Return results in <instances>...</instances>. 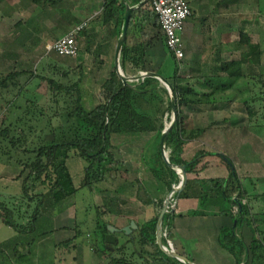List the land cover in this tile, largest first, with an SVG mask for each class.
Listing matches in <instances>:
<instances>
[{
	"label": "trees",
	"instance_id": "obj_1",
	"mask_svg": "<svg viewBox=\"0 0 264 264\" xmlns=\"http://www.w3.org/2000/svg\"><path fill=\"white\" fill-rule=\"evenodd\" d=\"M32 1L37 5L47 6L54 0ZM132 1L136 5L142 0ZM224 1L227 4H238L241 0ZM258 5L260 6L259 11L264 14V0H259ZM144 6L133 13L130 25L133 24L136 13L143 14ZM126 8V0H104L102 22L104 25L113 23L116 36L120 35ZM202 21L205 23V19ZM239 44L240 47L246 45V50L241 51L240 58L222 62L220 70L226 73L227 77L217 76L204 82L203 86L207 85L210 89L207 93H200L196 87L197 83L193 84L189 77L180 76V63L170 52L176 69L172 76L166 78L173 87L178 112L175 124L168 134L167 151L171 163L185 166L188 181L179 194V198L197 199L198 207L191 213L206 215L211 205L217 206L222 213H228L233 219V224L221 227L218 236L219 245L235 257L236 264H264V229L256 224L254 218L255 214L264 213V210L260 208L257 213L254 212L249 192L239 175L234 160L224 152L204 149L196 152L190 159L182 157L187 143L204 131V129L196 128L191 130L188 137L184 136L182 106L200 103L205 97L210 98L211 95L227 89L234 79L248 75V72L244 70V65L249 64L250 71L257 65L262 67L264 53L262 44L253 42L249 32L245 30L240 31ZM145 55L146 43L143 40H137L134 43L126 41L120 57L123 72L128 75L132 71L137 75L141 71H147ZM24 74L25 70L11 71L0 78V86L4 90L11 91L14 97L20 95L25 101V106L16 105L12 111L14 113H10L12 116L8 114L9 116L6 115L3 118L0 126V144L3 141L9 142L12 149L20 153L17 161L22 166L20 176L24 175L22 185L24 195L29 199L35 196H41V198L32 219L30 218L31 220L26 223L16 221L14 209L0 203L2 221L19 233L34 231L37 220L42 210L48 208L50 199L55 203L75 198L77 200L81 189L96 193L98 192L97 184L105 181L108 174L111 175L124 167V163L116 159L114 154L116 148L113 143L114 135L122 138V141H133L142 133L154 132L153 141L145 150L144 160L157 182L154 185V191H151L153 188H150L147 182L139 181L140 186L136 196L145 205L153 203L158 210L154 216L141 224L135 220L138 228L129 237V241L134 244L133 254H138L143 262L131 261L132 259L125 252V243L121 245L118 241L116 245H113L105 240L106 234L109 233L108 226L114 225L111 220H106L105 216L108 214L121 216L124 213H131V210L126 208L129 202L118 191L112 195L102 196L101 206L94 204L93 207L89 206L90 209L85 207L96 212L93 230L95 239L92 245L95 251H102L108 255L109 264H185L160 249L156 236L158 216L165 200V197H159V194L171 192L174 186L181 181L180 174L168 166L161 153L160 140L166 127L165 118H171L173 113L170 93L166 86L158 78L151 76L124 85L114 69L110 77L101 85L100 96L103 101L92 109H88L85 107L81 89L82 78L71 84H65L44 74L33 73L28 74L24 81ZM35 80H38V83L32 84ZM40 80L48 83L54 102L52 108H55L52 114L45 119L46 122L42 119V117L45 118L42 112L43 105L38 106L37 101L33 99V97L40 96L36 92ZM59 94L65 95L64 101L68 99L73 107L70 111L66 110L64 114L59 112L61 101ZM10 99L8 103L15 104L17 98L16 100ZM250 102L251 100L245 101L249 119L254 113ZM21 110L23 111L18 113ZM56 118H60L58 124H54ZM61 118L64 120L62 121ZM0 146L1 149L3 146ZM211 155L221 157L226 163L229 171L227 177L200 178L197 176L206 168V163L199 165L206 156ZM72 157H79L84 165L83 176L78 187L67 165V160ZM194 174L196 176L193 177ZM37 187H41L42 191L32 193ZM31 194L34 196L32 197ZM175 196L177 197V193ZM260 196L264 198V193ZM83 199L86 198L83 197ZM175 216L176 211H168L161 224L162 241L165 246H169L168 239L173 236L172 227ZM81 222L87 221L85 219L80 222L76 221L75 237L82 233ZM245 224L249 225L254 232L253 240L249 244L242 235ZM165 230L168 232L167 237L163 235ZM72 240H67L62 244L68 245ZM99 242H103V247H100ZM5 245L0 244L2 258L6 254ZM149 246L152 250L148 248ZM117 252H121L120 255L117 256ZM16 253H18L17 250Z\"/></svg>",
	"mask_w": 264,
	"mask_h": 264
},
{
	"label": "rangeland",
	"instance_id": "obj_2",
	"mask_svg": "<svg viewBox=\"0 0 264 264\" xmlns=\"http://www.w3.org/2000/svg\"><path fill=\"white\" fill-rule=\"evenodd\" d=\"M194 2L195 0H189V3L191 5V8L193 10L194 8ZM259 0H251V2H247V5L250 7L245 8L244 2L240 4L239 7H237L236 10V17L234 18V26H235V34H233L235 41L237 43V48L239 47L238 51H236L237 57H240V53L242 50H246L247 46L243 45L240 47L239 39H240V31L241 30H249L252 41L254 42H260L264 48V14L259 11L260 6L258 5ZM129 3V2H128ZM51 7H47L51 12L53 11V7L55 6L54 3H51ZM238 6V4H237ZM99 9L97 10V13L92 16L93 22V28L86 29L85 33H81L79 38V43L83 45L86 49L89 50L88 56L85 58L84 56H77V57H61L56 55L54 52L49 51L47 46L52 43L56 39V35L60 32L59 29H57V24L54 22L53 17L50 14L47 18L49 19L47 24V39L44 41H38V42H32L28 44L29 47H24L21 45L19 41L16 39V27H14L13 22H10L9 24L6 22L8 21L5 13H8V8L6 6V3L3 4V8L0 9V78H3L6 74H8L11 71L19 72L21 70H25V74L23 77V80L25 81L28 77V74H44L47 77H52L60 82H63L65 84H71L75 81H77L79 78H82V83L86 81L87 77L95 76L97 77V80L88 82L87 86L95 90H91L90 94L94 95L92 93H95L97 102L103 101V98L100 96V84L103 82V79L105 75L109 73L107 71V66L105 67L104 64H101L100 57L98 56V53H100V49L102 47L101 44H105L104 40H106V36L110 34V25H104L102 22V5H99ZM136 12V11H135ZM10 14V13H8ZM193 14V13H192ZM149 12L144 11L143 14L136 13L134 16V19L132 21L133 25L132 28H135L136 33L139 32V34H130V37L128 36V42L134 43L139 38H142L144 40V32L143 29L146 28V22L149 18ZM14 21L16 20V17L13 18ZM47 19V20H48ZM203 19H197L190 17L187 20V26L186 30H184L183 33V39L186 44V55L187 57L183 60V62L180 64V76L181 77H188V74H191L189 78L192 80V83H197L198 75L197 71H195L196 68L191 67L192 69H189L186 67L187 60L189 58L190 53H192V50L197 48L199 46H204L206 44H210L212 41H217L220 39L219 32L221 30V22L220 18L216 16V20L209 18V20H206L207 23L202 21ZM230 21V20H229ZM228 21V22H229ZM151 23V22H150ZM212 23V24H211ZM154 26H158L157 24L151 23ZM219 24V25H218ZM69 25H62V30H64L65 27L66 31L69 29ZM226 26V25H225ZM246 27V28H244ZM201 30L200 33V29ZM212 29V35L210 36L208 33H206L207 29ZM218 28V29H217ZM244 28V29H243ZM89 34H86L89 32ZM190 33L192 34V39L188 41V38L190 39ZM208 34V35H207ZM207 35V39H205V36ZM209 36V37H208ZM155 37V36H154ZM159 37L156 35V38ZM219 38V39H218ZM117 41V38H114V42ZM26 45V44H25ZM213 49L207 50L208 52H211ZM80 55V53H79ZM86 60H85V59ZM102 58V57H101ZM263 65H257L252 67V70L250 71V65H246V72H248L249 78H247L248 81V91L246 93L242 94L240 91L237 94L238 99V116L241 117H248L249 114L247 111V105L245 104L243 98H247L246 100H251L250 104L254 110L252 118L249 119V123L253 125L254 128V137L252 140V151L250 153V150H247V159L250 160L247 162L242 159L235 156L236 154L238 156H241L244 158L243 151L240 149L237 150L239 153H235V149L237 147L238 142L241 140L242 135H246L244 133V130L237 129L236 131H233L234 133H237V137L228 139L225 136H223V140L227 144H223L221 138H217L214 140V144L205 145L203 143L198 145H194V149H198L199 147H206L209 148V150L218 151V152H224L228 154L232 159H236L235 161L241 162L237 164L239 173L242 176L245 177H251L253 179H258L259 177L264 175V55H263ZM83 61L82 63H80ZM87 62V63H85ZM85 63V64H83ZM176 69L175 61L172 58L170 54L167 55L165 64L160 70V73L164 77H170L174 74V71ZM92 71H94V74L92 75ZM250 71V72H249ZM88 75V76H87ZM135 74L130 71V73L127 76H134ZM195 78V80H194ZM262 79V80H260ZM23 81V83H24ZM21 83V84H23ZM38 83V80L33 81L32 84ZM163 84V83H162ZM164 85V84H163ZM165 86V85H164ZM244 89L245 87L242 86ZM84 89V95H86L87 91H89L86 88ZM82 89V91H83ZM250 89V90H249ZM241 90V89H239ZM37 93L40 94L38 97H33L35 101H37V105H43L42 112L45 118L44 122H46L47 116L52 114V111L55 110L54 102L52 101V94L49 90V85L47 82H44L40 80L39 87L36 90ZM98 95V96H97ZM30 96V95H27ZM63 94H59L58 97L61 98L60 106H59V112L64 114L65 111L71 110L72 104L71 102L66 99L64 101ZM246 96V97H245ZM12 99L17 98L15 101V104H9L8 101ZM90 97L88 94L86 95V99L88 101ZM93 100V99H92ZM13 102V101H12ZM43 103V104H42ZM21 104V106H25L24 99L19 95L17 97H14L13 93L8 92L7 90H4L0 86V126L3 118L6 115H11L12 112L16 107V105ZM246 106V107H245ZM87 107V106H86ZM23 110L19 111L18 113L22 112ZM8 115V116H9ZM12 116V115H11ZM211 116H214L213 114ZM182 117L184 120V136L188 137L191 132V127L196 128L198 124L202 123L203 118L201 117V114H198L197 111L191 109H187V107L184 105L182 106ZM173 118V113L171 115V118H165V126L167 127ZM11 119V118H10ZM63 121L64 119L61 118ZM34 121V120H33ZM199 121V122H198ZM39 122V121H36ZM60 122V118L54 119V124H58ZM215 123L220 124L221 122L215 121ZM214 123V125H215ZM43 127V125H42ZM215 129V126H213L212 130ZM220 133V132H219ZM18 134V133H16ZM149 133H145L143 137H141V140H137L134 142L129 140H124L119 138L117 135H114L113 137V143L115 144L116 148L114 150V153L116 156V159L125 158V160L128 163V166L122 167V169H119L118 171L113 172V175H110L109 185L116 187L120 184L121 181L126 180L125 182L127 185V192L131 194V197L137 198V190L140 186L139 181H144L140 179L139 177L135 176V170L134 166L138 165L140 168V171L144 173V177H147V179H153V174L149 169H147L146 164L140 156V148H142V144L144 143V139H147L149 137ZM201 137V136H200ZM143 138V139H142ZM1 141V140H0ZM251 141V140H250ZM33 142V141H32ZM31 142V145H32ZM207 143V142H204ZM3 147L0 149V164L3 166H0V168L3 169L5 176L0 177V196L2 194H5L7 192H12L14 195L13 197V203L15 205V219L18 222L26 223L29 220L32 219V215L35 213V210L39 204V200L41 196H34L35 193H38L41 190V187L35 188L34 192L32 191L31 196L33 198L29 199L28 196H25L22 190H17L15 186H17V183L15 179L11 178V175L13 173L20 172L22 166L18 163L17 159L20 157V153L12 149L9 142H4L2 144ZM1 147V146H0ZM22 147V146H21ZM23 149V148H22ZM131 149V150H130ZM148 147H146V150ZM193 151H190L191 154H194ZM250 149V148H249ZM4 151L9 154H4ZM167 155H168V151ZM19 153V154H18ZM190 154V155H191ZM24 156V155H22ZM192 156V155H191ZM11 157V158H10ZM75 158V157H72ZM79 158V157H76ZM134 158V159H130ZM210 160H217L218 162H222L221 157H217V155H211L209 156ZM134 160L135 164L132 166V161ZM205 160V159H204ZM82 161V160H81ZM74 162V161H73ZM207 162H202L199 166ZM209 163V162H208ZM80 168L83 166V170L78 171L77 165L71 166L72 170L75 173V181L77 187L79 186V183L81 182L83 172H84V165L82 162L79 161ZM126 168V169H125ZM217 167H211L207 170H205L202 174V177L206 178L212 175H221L222 171H225L227 173V168L224 164V169H216ZM222 170V171H221ZM215 171H217L219 174H214ZM82 172V173H81ZM135 176V177H134ZM128 180V181H127ZM106 184V183H105ZM156 184V183H155ZM114 189V188H113ZM80 193L77 195V214L75 217H72V224L70 225L69 221L67 225L70 227L62 229V231L55 234V236H62L64 238L62 241H66V239L74 236L75 232V224L76 221L80 222V220H86L87 222H81L80 229L82 233L75 237L72 240V244L65 245V244H58L59 241H57L56 247L50 243L51 237L48 240H44L41 242H38V239L34 242L35 238L39 237V229L40 226L37 224L35 225V230L26 234L22 235L20 238V234H17V230L11 226L0 224V244H3L4 241L10 239L11 242L7 245H5V252L4 260L1 259L0 256V264H109L108 255L102 251H95L93 244V241L95 239V236L93 235V230L95 228L94 223L96 220V212L94 210H89L90 207L94 204H98V206H101L102 203V197L98 194V192L91 193L88 189H81L79 191ZM170 194V192L166 195V197ZM83 195H87L86 199H83ZM101 197V198H100ZM131 198V199H132ZM88 199V200H87ZM166 199V198H165ZM76 200V198L74 199ZM87 200V201H86ZM176 201V196L173 195L171 197V202L174 204ZM73 202V201H72ZM89 202V204H88ZM73 204V203H72ZM74 205V204H73ZM126 208L130 210H137V207H133L132 201H129V203L126 204ZM89 207V209L85 208ZM12 208V207H11ZM190 213V212H189ZM31 216V217H30ZM87 216V217H86ZM189 217L187 219L180 218V215L175 216L173 220V224L175 225V219L178 218L180 220L178 227L182 228L181 233H185L187 235L186 227L187 225H191V221H194L195 218H191L193 215L188 214ZM138 218V215L136 216ZM31 218V219H30ZM40 218V216H39ZM37 220L38 223H41V221ZM84 218V219H83ZM144 215L141 214L139 216V220H143ZM114 222L118 224H122L124 221V218L121 216L113 217ZM183 222L185 223V226L183 225ZM193 227V226H192ZM204 229H208L209 232L213 230V227H210L209 223L205 224ZM204 229H200L204 230ZM192 231L194 232L195 229L192 228ZM200 231H197L200 233ZM91 234V235H90ZM132 233L126 234L125 232H117L116 236L118 238L119 243L122 245L125 243L126 245V251L128 256L132 259L131 261L135 263L143 262L140 259V256L138 254H133V242L129 241V237ZM49 235V234H48ZM66 235V236H65ZM191 235V234H190ZM24 237V238H23ZM98 238V237H97ZM211 238L210 234L208 236V240ZM24 240V242L27 243L28 246H30V249L32 250V253L30 255L26 254L25 256H21L19 253H13L11 251V248H9V245H15L18 241ZM61 239V238H60ZM170 242H172V238L169 239ZM190 242V240H189ZM29 243V244H28ZM33 243V244H32ZM193 244V242H191ZM25 245L26 247H28ZM100 247H103V242H99ZM170 246H172L170 244ZM170 246H167L168 248ZM173 247L175 248V245L173 244ZM36 248V252L40 254L39 259L38 257L34 256V249ZM150 250H152V247H148ZM121 252H117V256L120 255ZM38 254V255H39ZM134 255V256H133ZM191 259H197L195 255L190 256Z\"/></svg>",
	"mask_w": 264,
	"mask_h": 264
},
{
	"label": "crops",
	"instance_id": "obj_3",
	"mask_svg": "<svg viewBox=\"0 0 264 264\" xmlns=\"http://www.w3.org/2000/svg\"><path fill=\"white\" fill-rule=\"evenodd\" d=\"M242 2H244L243 4L245 8L250 7L247 5V2H251V0H241L238 3V6H237V3L227 4L225 3L224 0H195L194 2L195 6L192 10V13H193L191 16L192 18L205 19V22L207 23L206 20H209V18L216 20V16H217L220 18V21H222L220 24L222 28L220 31L218 30L219 32L218 35L220 39L218 38L219 40L217 41L211 40L210 44L199 46L198 49L197 48L193 49L192 53H190L189 55L187 63L185 64L187 68L190 67L189 69H192L191 67L193 66L194 68H196L195 71H197V75H198L196 87L200 93L210 92L209 91L210 89H208L207 85L206 87L203 86V83L206 82L208 79L215 78L217 76L225 77V78L227 77V74L220 70V66L222 62L231 61L233 59L240 58V57H237L236 55V51H238L239 47L237 48V43L234 42L235 38L233 37L234 36L233 34H235V31H234L235 26H234V23L232 22H234V18L236 17L237 7H239L240 4H242ZM5 3H6L7 8L9 9L8 13H10V14L5 13L7 17L9 16V18H7L8 21L6 22L8 24L10 22H13L14 27H16L17 41H19L21 45H23L24 47H29L27 45L32 42L44 41L45 39H47V34H48L47 24L50 19V18L48 19L47 17L50 14H52L51 15L53 17L52 20H54V22H56L58 26L57 29L60 30V32L56 35V39L62 36L63 34H65L66 32H68L76 24H79L89 18H90V21L88 23L87 28L88 29L93 28V22H91L92 16H94L97 13V10L99 9L98 8L99 5H102V10H103L104 0H54L52 3H54L55 6L53 7L52 12L51 10H49L50 9L49 7H51L50 6L51 4L47 6H40V5L33 3L32 0H0V9L3 8V4ZM126 3L131 6L134 5L132 0H126ZM142 6H144L145 8L144 11H148L150 15L146 22L147 23L146 28L143 29V32L145 35L143 41L146 43L145 60L147 62V71H154V72L160 73V70L165 64L166 57L168 54H170V51L165 45L164 37L160 30L158 20L153 14V12L149 9L147 2L143 4ZM140 8H138L137 10H139ZM15 17H16V20L14 21L13 18ZM150 22L151 23L155 22V24H157L158 26L156 27ZM63 24L67 26L68 24H71V25H69V29L66 31L67 27H65L64 30H62L61 26ZM208 24L209 23H207V25ZM132 25L129 26V30H128L129 37L132 31L134 32V34H139V32L136 33L134 27L133 28L131 27ZM86 29L84 30V32L83 31L82 32L85 33ZM202 29L203 28L199 30L200 33ZM212 29L208 28L206 31V33H208L210 36L212 35L211 33ZM185 30H186V27H185ZM245 31L250 32L249 30L248 31L245 30ZM89 33H90V30L86 34H89ZM80 35L78 36V44L80 48L79 56H82V57L84 56L86 58L88 56L89 50L83 47L81 43H79ZM156 35H158L159 37L156 38ZM190 35L191 36H190V39L188 38V41L192 39V34L190 33ZM207 35L205 36V39H207ZM115 37L117 38V41H118L119 36H116V33L114 32V25L112 23L110 24V34L106 36V40H104L105 44H101L102 47L100 49V53H98L101 64H104L105 67L107 66V71H109V73L105 75L103 82L107 78L110 77L112 70L116 69L115 50H116L117 41L114 42ZM138 40H142V38H139ZM209 49H213V50H211V52H208L207 50ZM82 62L83 61H81L80 63ZM262 62H263V58H262ZM244 70L246 71V65H244ZM93 74H94V71H92V75ZM187 76L189 77L191 76V74H188ZM247 76L248 75H245L239 79H234L232 81V84L227 89L221 90L218 93L211 95L210 98L205 97L204 99L200 101V103L185 105L187 109L189 110L193 109L197 111L198 114H201L203 121L202 123L198 124L196 128L204 129V131L197 138H194L190 142L187 143L184 149V153L182 155L184 159L192 158L196 154V152H198L201 149L209 150V148H206L204 146L199 147L198 149H194L193 148L194 145L201 146L199 145L201 143L205 145H210L212 143L214 144V140L217 138V136L218 138L222 139V142L224 144L225 141L223 140V136H225L228 139L237 137L238 136L237 133L236 132L234 133L233 131H236L237 129H242L244 130V133H246V135L245 136L242 135L241 140L238 142L237 147L235 149V153L241 154V152L237 151L240 147V149L243 151L244 158L241 156H238L237 154L235 156L238 158V160L239 158H242L247 162L248 160L247 150H250V153L252 151L251 145H252V140L254 137V128H253V125L249 123V119L247 116L246 117L238 116V109H239L238 108L239 107L238 98L239 97H237V94L240 91L242 92V94L248 91L247 78L249 77ZM95 80H97V77L95 76H93V78L87 77L86 81L81 84V89L86 88V91L87 89L89 90L86 93V95L88 94V96L90 97L88 101L86 99V95H84L85 93L84 89L82 91L84 92L83 96L85 100V107L87 106L86 108L88 109H92L94 106H96L99 103L96 100L95 93H92L94 95L90 94V91L95 90V89L90 88L91 89L90 90L89 87L87 86L88 82L95 81ZM103 82H101L100 84V89H98L99 91H101V85L103 84ZM242 86H244L245 88L243 89ZM241 98H243L244 102L247 99L244 97H241ZM212 114L214 116H211ZM215 121L221 122V123L217 124L215 123ZM213 126H215L214 130H212ZM196 128L191 127V130L196 129ZM148 133L150 136L147 139H144L142 148H140V156H142L143 160H144V154L146 150L144 148H146L148 144L153 141V137L155 134L154 132H148ZM144 134L145 133L140 134L136 139L141 140V137H143ZM136 139L132 141L133 146H134V142H136ZM204 142H207V143H204ZM192 149H194V154L190 153V151H193ZM116 156L117 155H115V157ZM130 159H134V158H130ZM204 159H205L204 162H207L206 168L197 174V176L200 178H204L202 177L203 172L211 167H217L216 169H220V168L224 169V164L226 166V163L223 160L222 162H218L217 160L211 161L209 156H206ZM118 160L122 161L126 167L128 166V163L125 160V158L119 157ZM235 160L234 162L238 170L237 164L241 162L240 161L237 162ZM79 161L81 162V165H82V161L80 158L75 157V158H69L67 160V165L74 178V181L76 177H75V173L72 170L71 166L77 165L78 171L83 170V166H81L80 168ZM144 162L146 164L147 169L150 170L145 160ZM131 163H132V166H134L135 164L134 160ZM0 166H3V165L0 164ZM134 167H135L134 168L135 176L147 182L148 186L150 188H153L151 191H154L155 189L154 185H156L155 183L157 182L154 175H153V179H150V178L147 179V177L143 176L144 173L140 171V168L138 167V165ZM3 169H5V166L2 169L0 168V177L5 176ZM127 169L130 170L129 166ZM20 173H21V170L20 172L13 173L11 175V178L15 179V181L19 183L17 184V186H15V188L17 190L23 191L22 185H23L24 175L20 176ZM228 173L229 171L227 168V173L225 171H222L221 175H212L206 178H218V177L224 178L228 176ZM214 174H219V173L215 171ZM239 175L242 177V181L245 183L246 188L249 192L250 202H251L252 207L254 208V212L257 213V211L260 208L264 210V198L260 196L261 194L264 193V175L259 177L256 180L251 177L242 176L240 173ZM194 176L196 175L194 174L193 177ZM108 180H110V174L107 175V178L105 181H102L101 183L97 184L96 188L98 190V194L101 197L110 195V194L112 195L118 191V193L123 198L127 199L128 202L132 201L133 207L138 208V211L137 210L135 211L132 209L131 213L129 214L124 213V215H121V217L124 218V221L122 224H118L114 222L113 217L116 215L114 214L106 215L105 216L106 220H111L114 223V226H117L118 228H122L124 226L129 225L132 220H137L141 224L157 213L158 209L157 207H155L153 203L145 205L137 198L131 197V194L127 192L128 184L125 182L126 180L121 181L120 184L116 187L109 185ZM75 184H76V181H75ZM167 194L168 193L164 194V192H162L159 194V197L166 198ZM13 197L14 195L10 191L5 194H2V196H0V203H3L9 206L10 208L12 207V209H14L15 205L13 203ZM83 197L87 198L89 196L83 195ZM49 201L50 202H48V208L43 209L41 212V215L39 218L41 223H38V222L36 223V225L38 224L41 229H39V237L35 238L34 242L39 238L38 242L43 243L42 241H44L45 239L48 240L51 237L52 241L50 243H52V245L56 247L57 241H59L58 244H60V243L65 242V240L62 241L64 238H62V236L56 237L55 234H57L59 231L61 232L62 229L64 228L70 227L69 225H67L68 224L67 221L70 222L69 223L70 225L72 224L73 222L72 217L76 216V213H77L76 210H77L78 203H77V200L75 201L74 199L65 200L64 202H59V203H55L54 201L52 202L51 199ZM197 207H198V201L195 198H192V199H183V198L180 199L179 198L177 200L176 210H175L176 214L180 215V218H183V219L185 218L187 219V217H189L188 214H190V215H193L191 218H195V220L194 221L190 220L192 224L187 225L186 227L187 235H186L185 233H181L182 228L178 227L180 220H178V218L175 219V225L172 227V232H173L172 242L175 245L174 249L177 252L189 257L190 259H191L190 256L195 255L197 259H192V260L196 264H236L235 257L229 251L221 247L218 241V236H219L221 227L231 226L233 224V219L231 218V216L228 213L220 212L218 207L214 205H211L208 207L206 215L192 214L191 212L197 209ZM141 214L144 215L143 220H139V216H141ZM137 215H138V218L136 217ZM254 218H255L256 224L259 225L261 229H264V213L255 214ZM207 223H209L210 227H213V230L211 232H209L208 229H204V226ZM0 224H5L2 221V218H0ZM183 225L185 226L184 222H183ZM192 228L195 229L194 232L192 231ZM200 229H204V230L200 231ZM197 231H200V233H198ZM17 234H20V236H18L20 238L22 235H26L28 233L17 232ZM75 234H76V231L74 232V236L71 237L70 235V238L66 239V241L70 239H74ZM209 234L211 238L208 240L207 238ZM242 235L244 237V240L247 242V244H249L253 240L254 232L251 230V227L249 225L245 224L242 229ZM9 240L10 239L4 241L3 244L7 245L8 242L10 244L11 240L10 241ZM191 242H193V244ZM70 244H72V242H70ZM25 245H27V243L24 242V240L22 239L13 246L9 245V248H11V251L13 253H16V250H17L21 256L23 255L25 256L26 254L30 255L32 253V250L30 249L31 245L30 246L27 245L28 247H26ZM33 252H34V256L38 257L39 259L40 254L36 252V248L34 249ZM1 259L4 260L2 256H1Z\"/></svg>",
	"mask_w": 264,
	"mask_h": 264
},
{
	"label": "built area",
	"instance_id": "obj_4",
	"mask_svg": "<svg viewBox=\"0 0 264 264\" xmlns=\"http://www.w3.org/2000/svg\"><path fill=\"white\" fill-rule=\"evenodd\" d=\"M147 5L158 20L167 48L181 64L186 58V44L183 33L187 20L192 15L189 0H147ZM89 21L90 18L73 26L68 32L50 43L47 46L48 50L61 57L79 56L78 36L87 28ZM179 187L180 183L174 186L175 189ZM175 194V191L171 192V197ZM171 208L174 211L176 210V202L174 204L171 202ZM167 234L168 232L165 230L163 235L167 237ZM168 242L169 246L172 245L169 248L174 249L169 239Z\"/></svg>",
	"mask_w": 264,
	"mask_h": 264
},
{
	"label": "water",
	"instance_id": "obj_5",
	"mask_svg": "<svg viewBox=\"0 0 264 264\" xmlns=\"http://www.w3.org/2000/svg\"><path fill=\"white\" fill-rule=\"evenodd\" d=\"M146 2H147V0H143L139 4L132 5V6L127 4V8H126V11L124 14L121 32H120V35L118 37L116 50H115V67H116L117 74L123 80L124 85L128 84L131 81L144 79L145 77L151 76V77L158 78L166 86V88L168 89V91L170 93L173 118L171 120V123L167 127H165V129L161 135L160 145H161V153H162L164 161L168 164L169 167L177 170V172L181 176L180 187L177 189L173 188L171 190V192L175 191L177 193V197H176V201H175V202H177V200L179 198V194L181 193V191L185 188V186L187 184L188 174L186 172L185 166L176 165V164L171 163L169 160V157L167 155V152H166L167 151L168 134H169L171 128L173 127V125L175 124V121L177 119V112H178L176 97H175V93L173 91V87H172L171 83L169 82V80L166 77H164L161 73L154 72V71H144V72H140L139 74L134 75V76H127L123 72L122 67L120 65L121 50H122L124 44L126 43V41L128 39V30H129V26H130V22H131V17L133 15V13L138 8H140L143 4H145ZM171 192L166 197V200L164 201L163 207H162L160 214L158 216L157 228H156L157 243L159 245V248L162 249L164 252H166L169 256H172V257L182 261L185 264H196L189 257L185 256L184 254L177 252L174 249L168 248L167 246H165L163 244L162 235H161V224L163 222L165 214L168 211H174V209L171 208V199H170ZM137 228H138V224L136 223L135 220H132L129 225L124 226L122 228H118L117 226H114V225H109L108 226L109 233L106 234L105 240L107 243L116 245L118 243V238H117L115 233L124 231L126 234H130Z\"/></svg>",
	"mask_w": 264,
	"mask_h": 264
}]
</instances>
